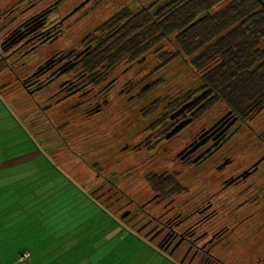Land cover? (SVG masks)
Returning a JSON list of instances; mask_svg holds the SVG:
<instances>
[{
	"label": "flooded vegetation",
	"instance_id": "flooded-vegetation-1",
	"mask_svg": "<svg viewBox=\"0 0 264 264\" xmlns=\"http://www.w3.org/2000/svg\"><path fill=\"white\" fill-rule=\"evenodd\" d=\"M30 2L28 17L3 37L11 68L13 56L16 63L59 38L68 19L50 20L57 0ZM94 45L70 50L68 60L54 61L53 54L24 79L30 93L72 98L74 154L88 164L91 175L82 180L94 185L95 201L179 264H232L239 248L249 264H264V159L230 170L251 136L264 143V127L257 132L253 119L202 85L182 97L162 96L171 89L160 87L161 68L144 65L147 56L99 67L90 79L77 69L63 87L57 69L81 62ZM137 186L144 190L138 194L149 192L142 202L129 193Z\"/></svg>",
	"mask_w": 264,
	"mask_h": 264
},
{
	"label": "rangeland",
	"instance_id": "rangeland-1",
	"mask_svg": "<svg viewBox=\"0 0 264 264\" xmlns=\"http://www.w3.org/2000/svg\"><path fill=\"white\" fill-rule=\"evenodd\" d=\"M19 1L21 0H0V17L2 16L0 19V51L4 49L1 46L3 45V33L7 32L10 27L17 29L18 25L28 17L29 11L16 23L13 22L17 19L18 14L13 8ZM44 1L49 2L51 0ZM83 1L63 0L58 5L57 12L50 17V20L56 16H65ZM171 1L175 0H89L64 22L63 34L59 38L39 48L35 53L23 55L16 63L15 58L17 55L13 56L10 59V63L14 64L12 68L6 66L0 59V140L6 139L7 134L4 133H7L8 130H10V135L15 133L14 136H16L15 144L10 145L13 147L7 149V147L0 146V164L5 169L4 172L8 171L10 176L15 177V189L17 191H23L24 193H30V191L32 193L41 192L44 193L43 195L47 199H52L54 195L57 199L64 196L63 208L58 202L55 209L60 206L61 211L65 210L66 214H68V208L69 210H75L78 206L83 207V210L79 209V214L72 217L73 221L70 224H77L78 221L80 225L86 226L98 224L97 217L87 219L90 208L87 209L85 205L89 202L85 203L83 201L84 196L90 195V190L94 188V185L84 183L82 180L89 177L91 173L86 168L88 164L74 154L73 131L76 125L72 112L73 100L71 97L60 99L57 102H55V99H46L49 94H52L51 90L48 91L46 97L44 96L46 94L45 90L30 93L22 86L21 80L28 77L53 54L56 55L61 51L65 53L72 49L78 50L83 47V43L85 44L83 40L93 34L96 28L109 20L120 8L125 6L128 10L135 12L139 8L154 2H157L154 7H159ZM229 1L231 0H224L220 5L222 6ZM156 48L154 47V51ZM158 48L164 50L170 47L167 42H164ZM4 51L3 54L7 57L11 49L6 47ZM159 63L158 56L152 51L147 55L144 65L159 66ZM186 67V63L178 61L163 67L159 71L160 80L162 81L159 84L162 85L160 87L169 86L171 89L166 92L167 95L163 94L162 96H171L169 98L182 97L200 86L195 75L192 72L189 73ZM73 76L62 78L65 82H68L73 79ZM251 125L257 132L262 131L264 127V110L254 117ZM21 135L24 137L19 139ZM0 143L3 144V142ZM237 154L239 157L230 167L232 171L239 166L259 160L264 155V143H261L256 136H251L244 146H240ZM85 159L88 160L89 157ZM260 169L264 170V161L260 164ZM109 175L113 176L112 174ZM79 176L81 180L77 178ZM22 181H25L26 184L21 185ZM138 189L143 190L141 186H137L135 191L129 193L134 200L142 202L149 197V192L138 194ZM76 193L81 194L79 195L80 201L75 196L71 197L70 195H76ZM150 206L154 207V204ZM53 208L54 205L51 209ZM221 221L224 222L225 220L218 217V222L221 223ZM116 222L118 223L117 220L110 223L111 230L108 233L109 235L107 234V239L113 245V257L147 258L156 256L152 255L148 249L133 246L135 240L132 239L129 233L126 234L123 230L118 229L119 225ZM128 229L134 232V229L130 227ZM207 229L206 227L204 231ZM134 233L136 235V232ZM247 239L248 237L245 238V241ZM121 240L123 242L122 247L114 248ZM153 244L156 246V243ZM236 252L235 255L229 256V259L234 256L235 262H231L232 264H249L248 261L242 258L244 250L239 248Z\"/></svg>",
	"mask_w": 264,
	"mask_h": 264
},
{
	"label": "trees",
	"instance_id": "trees-1",
	"mask_svg": "<svg viewBox=\"0 0 264 264\" xmlns=\"http://www.w3.org/2000/svg\"><path fill=\"white\" fill-rule=\"evenodd\" d=\"M223 1L175 0L159 7L154 2L136 13L122 9L83 40V46L95 45L81 62L69 60L57 72L72 76L78 69L90 79L99 67L135 61L153 51L161 69L183 61L201 88H208L236 115L254 119L264 110V9L258 0H231L221 6ZM30 3L21 0L15 5L13 22L29 11ZM164 42L170 48L159 50ZM1 46L6 49L7 43ZM4 52L0 59L11 68ZM68 52L57 53L54 61L68 60ZM26 79L21 80L25 89Z\"/></svg>",
	"mask_w": 264,
	"mask_h": 264
},
{
	"label": "crops",
	"instance_id": "crops-1",
	"mask_svg": "<svg viewBox=\"0 0 264 264\" xmlns=\"http://www.w3.org/2000/svg\"><path fill=\"white\" fill-rule=\"evenodd\" d=\"M9 131L4 133L7 134L6 139L0 140L3 142L0 146L7 149L16 142L15 133L10 135ZM23 137L21 135L19 139ZM4 170L0 164V264H179L164 250L154 246L155 242L151 243L152 241L146 240L140 234L135 235L123 226L91 194L83 195V201L89 202L85 205L87 209L90 208L87 219L97 217L98 224L86 226L80 225L79 221L77 224H70L72 217L79 214V209L83 210V207L78 206L75 210L68 208L66 214L65 210L61 211L59 208L64 205V196L57 199L54 195L52 199H47L41 192L17 191L15 177ZM23 183L25 181L21 185ZM70 195L80 201L81 194ZM58 202L60 206L55 209ZM53 205L54 208L51 209ZM115 220L118 221V229L129 233L135 240L133 246L148 249L156 256L113 257V245L107 236L111 230L110 223ZM122 244L121 240L114 248H121ZM25 253L28 256L23 258Z\"/></svg>",
	"mask_w": 264,
	"mask_h": 264
},
{
	"label": "water",
	"instance_id": "water-1",
	"mask_svg": "<svg viewBox=\"0 0 264 264\" xmlns=\"http://www.w3.org/2000/svg\"><path fill=\"white\" fill-rule=\"evenodd\" d=\"M259 3L261 4L262 8L264 9V4L261 0H258ZM87 2H89V0H84L82 3H80L77 7H75L74 9H72L69 13H67L65 16H63V18L60 20V22H63L64 20H66L67 18H69L70 16H72L75 12H77V10H79L81 7H83ZM195 100H193L191 103H193ZM189 104H187L185 107H187ZM184 109V107L182 108ZM181 109V111H182ZM264 156H262L259 161L263 160Z\"/></svg>",
	"mask_w": 264,
	"mask_h": 264
},
{
	"label": "built area",
	"instance_id": "built-area-1",
	"mask_svg": "<svg viewBox=\"0 0 264 264\" xmlns=\"http://www.w3.org/2000/svg\"><path fill=\"white\" fill-rule=\"evenodd\" d=\"M27 256H28V254H27V253L23 254V258H25V257H27Z\"/></svg>",
	"mask_w": 264,
	"mask_h": 264
}]
</instances>
